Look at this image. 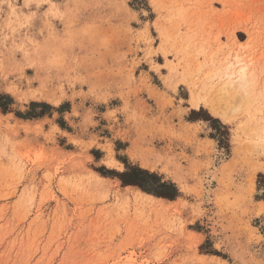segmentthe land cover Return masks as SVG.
I'll use <instances>...</instances> for the list:
<instances>
[{"label": "rangeland", "instance_id": "obj_1", "mask_svg": "<svg viewBox=\"0 0 264 264\" xmlns=\"http://www.w3.org/2000/svg\"><path fill=\"white\" fill-rule=\"evenodd\" d=\"M0 101V264H264V0H0Z\"/></svg>", "mask_w": 264, "mask_h": 264}, {"label": "bare ground", "instance_id": "obj_2", "mask_svg": "<svg viewBox=\"0 0 264 264\" xmlns=\"http://www.w3.org/2000/svg\"><path fill=\"white\" fill-rule=\"evenodd\" d=\"M239 44L240 45L238 46L244 45L243 42H240ZM224 63H225V66L220 68L217 72V74L220 77V83L218 84V87L216 88L217 92L218 94H220V96L224 97L227 95L228 92L236 91L238 95V106H239L240 102L247 101V98H248V93L246 91L248 87L247 86L248 84L247 66L242 61H240L238 58H236L234 62H229V63L224 62ZM201 101L205 106L208 107V109L212 112V114L219 116V117H223L224 113L221 111L222 109L220 110L218 106L207 103L202 98L192 96L190 98V105L192 108L198 109L199 103ZM234 107H233V110H235Z\"/></svg>", "mask_w": 264, "mask_h": 264}, {"label": "trees", "instance_id": "obj_3", "mask_svg": "<svg viewBox=\"0 0 264 264\" xmlns=\"http://www.w3.org/2000/svg\"><path fill=\"white\" fill-rule=\"evenodd\" d=\"M9 100H11L10 97ZM31 105L32 107L42 106L45 108H49L48 105L46 104L39 105L38 103H32ZM0 108L2 109V111L6 110L5 107L3 106V103H1V101H0ZM127 168L128 169L126 172L119 175V178L123 184L137 186L139 189H141L144 192L156 195L158 197H164L170 200L178 196L179 192L173 183L169 181L162 182L160 180L159 185L153 188V182L148 181L146 178L148 177L159 178L160 176H157L156 174L141 169L139 167H127ZM148 189H152V190L149 191Z\"/></svg>", "mask_w": 264, "mask_h": 264}, {"label": "snow or ice", "instance_id": "obj_4", "mask_svg": "<svg viewBox=\"0 0 264 264\" xmlns=\"http://www.w3.org/2000/svg\"><path fill=\"white\" fill-rule=\"evenodd\" d=\"M37 7H40L41 8V10L43 11V9H44V6L43 5H36ZM26 7H28V8H32L33 7V5H32V3H28L27 5H26ZM39 25H38V21H36V22H34V23H32V24H30L29 25V27H38ZM243 71V70H242ZM194 107H195V105H194ZM108 167H110V168H115V167H120V165H118V164H114V163H108ZM121 170H123L122 168H121ZM148 181H150V182H153V188H155L157 185H159V181L160 180H162V179H164V177L163 176H161V177H159V178H157V177H148V178H146ZM149 191H151L152 189H148ZM205 242H206V238H205ZM226 264H231V261H227L226 262Z\"/></svg>", "mask_w": 264, "mask_h": 264}]
</instances>
